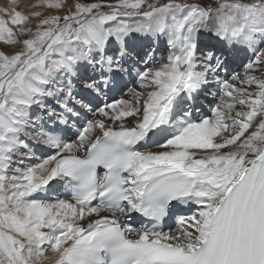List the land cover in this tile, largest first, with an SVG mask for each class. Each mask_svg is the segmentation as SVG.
<instances>
[{"label":"snow or ice","instance_id":"obj_1","mask_svg":"<svg viewBox=\"0 0 264 264\" xmlns=\"http://www.w3.org/2000/svg\"><path fill=\"white\" fill-rule=\"evenodd\" d=\"M0 264H264V0L0 5Z\"/></svg>","mask_w":264,"mask_h":264},{"label":"bare ground","instance_id":"obj_2","mask_svg":"<svg viewBox=\"0 0 264 264\" xmlns=\"http://www.w3.org/2000/svg\"><path fill=\"white\" fill-rule=\"evenodd\" d=\"M6 2V0H0V5H3ZM24 3L30 2V0H23Z\"/></svg>","mask_w":264,"mask_h":264}]
</instances>
